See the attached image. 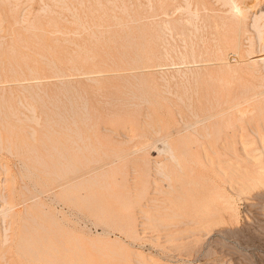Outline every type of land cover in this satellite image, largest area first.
I'll list each match as a JSON object with an SVG mask.
<instances>
[{
    "label": "rangeland",
    "instance_id": "rangeland-1",
    "mask_svg": "<svg viewBox=\"0 0 264 264\" xmlns=\"http://www.w3.org/2000/svg\"><path fill=\"white\" fill-rule=\"evenodd\" d=\"M11 1L0 0V264H264V179L238 183L249 158L227 166V208L209 197L215 172L158 151L185 144L209 106L226 109L209 123L233 147L236 127L264 142L253 28L226 35L216 0ZM238 1L248 22L264 9Z\"/></svg>",
    "mask_w": 264,
    "mask_h": 264
},
{
    "label": "bare ground",
    "instance_id": "bare-ground-1",
    "mask_svg": "<svg viewBox=\"0 0 264 264\" xmlns=\"http://www.w3.org/2000/svg\"><path fill=\"white\" fill-rule=\"evenodd\" d=\"M13 1V0H12ZM11 1V2H12ZM16 1V0H15ZM149 1V0H148ZM172 1V0H171ZM170 1V2H171ZM178 1V0H177ZM187 1V0H186ZM186 1H181V2H185ZM218 3H221L223 7L226 8L227 13H225L224 16H220L221 17V21H219V23L223 26H225L226 29H224L226 32V35H228L230 33V31L232 30H243L244 28L248 27V28H253V30L256 32L257 41H261V44L263 45V49H264V43H263V37H264V9L263 11L261 10L260 12L255 11L252 12V16L251 17V22H248L247 20V12L250 11V7H248L247 5H245V7H242L239 5V1L238 0H216ZM19 2V0L17 1ZM173 2V1H172ZM171 2V3H172ZM189 2V1H188ZM16 3V2H15ZM174 3V2H173ZM177 3V2H176ZM184 3V5H185ZM190 3V4H189ZM187 4V8L186 11L188 12L187 15H189L191 12L190 5L191 2H189ZM179 3H177L176 5H178ZM217 4V3H216ZM220 4V6H221ZM18 4H16L17 6ZM151 6V5H150ZM168 6V5H166ZM181 6V5H180ZM180 6H178V8H181ZM18 7V6H17ZM16 7V8H17ZM170 7V6H169ZM175 6H173L174 8ZM195 7V6H194ZM194 7H192L193 9H195ZM168 8V7H167ZM172 6L168 9V11L166 10V14L171 15L170 14V10L173 9ZM183 8V7H182ZM198 8V7H197ZM175 9V8H174ZM185 9V6H184ZM253 9V8H252ZM179 10L176 8V11ZM182 10V9H180ZM196 10V9H195ZM224 10V8H223ZM184 11V10H183ZM197 11V10H196ZM195 11V12H196ZM179 12V11H178ZM186 12V13H187ZM173 13V12H172ZM198 13V12H196ZM192 13L195 17L199 16L197 14ZM165 14V15H166ZM185 15V14H184ZM26 16V15H25ZM170 16V17H171ZM186 16V15H185ZM191 17H193L192 15H190ZM217 16V15H216ZM181 17V15L179 16ZM183 14H182V18H183ZM187 17V16H186ZM219 17V15L217 16ZM219 17V18H220ZM24 18V17H23ZM30 18V17H29ZM27 18V20L29 19ZM178 18V17H177ZM188 18V17H187ZM186 18V19H187ZM198 18V17H197ZM185 19V20H186ZM193 19V18H191ZM22 20V19H20ZM26 20V18H25ZM26 20V22H27ZM181 20V19H180ZM188 20V19H187ZM172 21V20H170ZM175 21V20H174ZM190 21V19L188 20V22ZM192 21V20H191ZM250 21V20H249ZM29 22V21H28ZM31 22V21H30ZM189 24H192V22H189ZM35 26V25H34ZM33 26V27H34ZM168 26V25H167ZM32 27V26H30ZM194 27L196 28V26L194 25ZM37 28V27H36ZM165 28L166 24H165ZM170 28V27H168ZM171 29V28H170ZM36 30V29H35ZM174 30V28H173ZM197 30V28H196ZM171 31V30H170ZM181 31V30H180ZM176 32V31H175ZM35 33V32H34ZM168 33V31H167ZM171 33V32H170ZM180 33H183L182 31ZM169 34V33H168ZM174 34V32H173ZM37 35V34H36ZM171 35V34H169ZM177 35V34H176ZM194 35V34H193ZM182 37V35H180ZM180 37V38H181ZM172 38V36H171ZM184 38V37H183ZM190 38V37H189ZM223 38V36H222ZM227 38V37H226ZM182 39V38H181ZM203 39V38H202ZM215 39V38H214ZM225 39V37H224ZM184 42V40H182ZM204 41V39L202 40ZM194 43V42H193ZM203 43H206L205 41ZM251 43V42H250ZM259 44V42H258ZM187 47V46H186ZM192 44H191V48L192 49ZM262 47V46H261ZM207 49V48H206ZM218 49V48H217ZM220 49V48H219ZM173 50V49H172ZM208 50V49H207ZM166 51V50H165ZM192 52V50H190ZM195 52V50L193 51ZM205 52V51H204ZM208 52V51H206ZM211 52V51H210ZM220 52V51H219ZM249 52V51H248ZM263 52V51H262ZM184 53V52H183ZM260 53V52H259ZM167 54V53H166ZM194 54V53H193ZM192 54V55H193ZM201 54V52H200ZM206 54V53H205ZM261 54V53H260ZM181 56L178 55V57H182L184 58V54H180ZM184 55V56H183ZM188 55V54H187ZM202 55V54H201ZM207 56L209 55L206 54ZM200 56V55H199ZM211 56V55H210ZM259 56V55H258ZM26 57V56H25ZM186 57V56H185ZM197 57V56H196ZM195 57V58H196ZM218 57V56H217ZM220 57V56H219ZM171 58V57H170ZM194 57H192L193 59ZM216 58V57H215ZM238 58V57H237ZM220 59V58H218ZM234 59V58H232ZM231 59V60H232ZM216 60V59H215ZM230 60V61H231ZM241 60V58H240ZM249 61H251L252 63H260L262 64V66L264 67V53L262 55H260L259 57L257 56H250ZM24 61V60H23ZM27 60H25L26 62ZM194 61V59H193ZM218 61V60H217ZM221 61V60H220ZM223 61V60H222ZM229 61V60H228ZM206 62V61H205ZM203 62V63H205ZM215 63V61H212ZM27 63V62H26ZM184 63V62H182ZM202 63V64H203ZM208 63V62H207ZM217 63V62H216ZM221 63V62H220ZM186 64V63H185ZM194 64V63H193ZM192 64V65H193ZM182 65V64H181ZM189 65V64H188ZM187 65V66H188ZM214 65V64H213ZM210 65V66H213ZM216 65V64H215ZM218 65V64H217ZM216 65V66H217ZM29 66V65H28ZM171 66V65H170ZM175 66V65H173ZM206 66V65H205ZM184 67V66H183ZM197 67V65H196ZM200 67V66H199ZM204 67V65H203ZM215 67V66H214ZM150 68V67H149ZM153 68V67H152ZM156 68V67H155ZM177 68V67H176ZM175 68V69H176ZM180 68V66H179ZM178 68V69H179ZM189 68V67H188ZM167 69V68H166ZM32 70V69H30ZM159 70V69H158ZM162 71V69H160ZM173 70V69H171ZM180 70V69H179ZM178 70V71H179ZM152 71V70H151ZM150 71V72H151ZM155 71V70H154ZM177 72V69L174 70ZM184 71V70H183ZM160 72V71H159ZM180 72V71H179ZM185 76V74H184ZM211 77V76H210ZM264 78V77H262ZM177 83V82H176ZM261 84V83H260ZM264 84V83H263ZM262 85V84H261ZM3 86V85H2ZM264 86V85H263ZM261 87V86H260ZM255 88H253L252 91H254ZM259 90V89H258ZM261 91V90H260ZM256 92V90H255ZM261 93L264 94V90L261 92H258V94ZM257 93L253 96H259ZM262 96V95H261ZM250 97V96H249ZM181 98V97H180ZM252 98V97H251ZM254 98V97H253ZM259 99V104L257 105L259 112L264 113V97H259L257 98ZM258 101V100H257ZM237 105V104H235ZM247 108V107H246ZM27 109V108H26ZM201 109V108H200ZM207 111H203V110H199L197 112L194 113L193 117L195 118V122H194V126L192 128V131L187 135L188 137V141L183 144L179 141V139L176 140H172V142L170 140L165 141L163 143H161V147L159 148V153L161 152H165L168 154V157L173 160L176 163H179V159L184 158L186 160H188L189 162L193 163L194 166H202L204 170L206 171H213L215 172L214 175L218 176L220 178L221 181L216 182L218 185L219 183L222 184L221 188L219 187H213V189L211 190L209 197H218V199H222L223 205L225 207H230V202H229V198L228 197V190L233 189L232 188V178H230L228 176V174H226L227 171V166L231 167L234 164H236L237 162L233 161L232 159L235 157H241L244 156L248 159V161L250 162L248 166H244L242 169V166L240 164H236V167H240L241 169L238 170V183H241V187L244 189H247L248 187H253L255 184L257 186L258 182H261L264 179V142L263 139H261L260 135V131L256 130V129H251L249 132H247L245 129H239L236 127L235 131H234V135L235 136H239L238 139V146L237 147H233L234 145H232V142H230L228 140L229 137H232V134L229 135L228 138H225L224 136H221V130L218 128L215 132H213L211 130V122L213 119L215 120V118H218L220 116H224L226 109H220L218 110L217 108L215 109L214 107H208L206 108ZM29 111V110H28ZM34 111V110H32ZM244 111V112H243ZM248 110L244 108H242L241 112V116L244 115L243 113H246ZM31 112V111H30ZM240 112V111H237ZM240 112V113H241ZM249 112V111H248ZM254 113V112H253ZM34 116V115H33ZM29 119V117H28ZM37 122V121H36ZM193 124V123H191ZM188 125V124H186ZM201 126V127H200ZM213 133H216L215 138H213ZM159 134V133H158ZM169 136V135H168ZM213 138V139H212ZM175 139V138H174ZM216 139V140H215ZM259 140V141H257ZM183 144V145H182ZM144 145V144H143ZM138 146V145H137ZM135 147V146H134ZM157 147V146H156ZM138 148V147H137ZM9 149V147H8ZM157 151V150H156ZM10 152V150H9ZM159 165V163H157ZM159 167V166H158ZM192 167V166H191ZM212 167H215V170L212 169ZM161 168V166H160ZM162 171V169H161ZM160 172V171H159ZM165 176V175H164ZM167 177V176H166ZM168 179V178H167ZM210 184V182L208 183ZM259 185V184H258ZM171 186V185H170ZM217 186V185H216ZM250 192V191H249ZM2 193V192H1ZM2 195V194H1ZM237 195V194H236ZM227 196V197H226ZM234 199V198H233ZM2 201L6 203V199L5 197L2 195ZM4 203V204H5ZM4 204L2 205L3 207L0 208V212L5 214V207ZM229 204V205H228ZM6 205V204H5ZM9 206V205H8ZM227 207V208H228ZM7 209V208H6ZM10 209V208H9ZM8 210V209H7ZM0 213V214H1ZM3 214V215H4ZM2 215V218H4ZM6 215V214H5ZM256 220V219H255ZM3 221V219H2ZM3 223V222H2ZM4 224H2L3 226ZM4 227V226H3ZM8 230V227L6 228ZM4 229L2 228V231ZM5 230V231H7ZM262 234V233H261ZM5 235V234H4ZM236 235V233H235ZM248 241V240H247Z\"/></svg>",
    "mask_w": 264,
    "mask_h": 264
}]
</instances>
